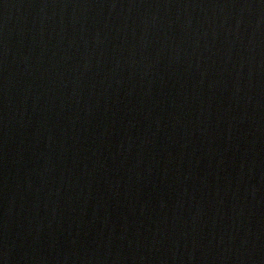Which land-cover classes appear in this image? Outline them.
I'll use <instances>...</instances> for the list:
<instances>
[{
  "label": "water",
  "instance_id": "1",
  "mask_svg": "<svg viewBox=\"0 0 264 264\" xmlns=\"http://www.w3.org/2000/svg\"><path fill=\"white\" fill-rule=\"evenodd\" d=\"M0 264H264V0H0Z\"/></svg>",
  "mask_w": 264,
  "mask_h": 264
}]
</instances>
